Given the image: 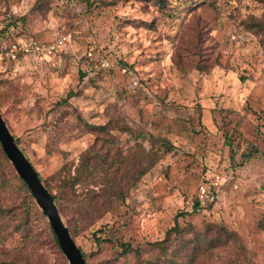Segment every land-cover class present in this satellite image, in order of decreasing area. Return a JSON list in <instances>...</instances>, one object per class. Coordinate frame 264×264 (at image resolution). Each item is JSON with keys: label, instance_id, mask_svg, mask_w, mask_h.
Listing matches in <instances>:
<instances>
[{"label": "rangeland", "instance_id": "rangeland-1", "mask_svg": "<svg viewBox=\"0 0 264 264\" xmlns=\"http://www.w3.org/2000/svg\"><path fill=\"white\" fill-rule=\"evenodd\" d=\"M36 1L0 0V30L10 17L21 18L0 38L4 44L65 38L48 61L0 52V114L36 172L56 190L62 171L73 173L86 151L99 147L76 117L92 126L126 125L143 135L147 149L153 139L171 145L103 215L86 208L88 188H75L71 207L59 214L87 263L136 264L120 254L119 243L143 249L144 260L160 257L149 245L177 222L191 227L185 240L212 224L237 236L238 247L229 241L195 264H264V0H195L177 8L178 0H166L163 9L150 0L103 8L100 2L114 0H89L91 8L82 0H48L43 10ZM111 133L120 140L117 155L130 156L133 137ZM248 153L253 158L246 161ZM3 172L0 264H61L47 219L29 213L30 228L16 225L25 195L16 171L7 166ZM207 172L220 178L218 197L194 211ZM92 173L97 184L89 189L98 191L101 169ZM78 205L89 215H75ZM171 240L169 253L181 247Z\"/></svg>", "mask_w": 264, "mask_h": 264}, {"label": "trees", "instance_id": "trees-1", "mask_svg": "<svg viewBox=\"0 0 264 264\" xmlns=\"http://www.w3.org/2000/svg\"><path fill=\"white\" fill-rule=\"evenodd\" d=\"M48 0H37L35 5L37 9L43 10L46 6V2ZM85 4L91 8L94 3L89 2V0H82ZM156 7L159 9H163L165 7L166 0H150ZM179 4L176 6L180 7L185 4H192L197 1L195 0H178ZM119 2L118 0H114L113 2H100V7H108L114 6L115 3ZM199 4V3H198ZM196 4V5H198ZM175 8V9H176ZM174 9V10H175ZM20 19H15L10 17L8 20V24L3 30H0V38L3 37L6 31L10 29L16 28V21H20ZM256 27L260 28L259 24H254ZM262 25V24H261ZM263 26V25H262ZM234 34H238L234 32ZM243 34V33H239ZM124 65V64H123ZM83 76V75H82ZM71 92L64 99L63 103H67L68 99L71 97ZM78 122H80L84 128L88 131V133H92L95 135L96 143L99 144L98 148L91 146L86 153L82 156L80 163L74 169V172L70 171H62L64 174L60 177L58 181V186L56 190L51 184L49 179H43L35 170L32 162L28 158L27 154L20 146L19 138L15 137L16 145L22 151L24 156L27 158L29 163L32 165L33 169L37 173L41 183L46 188V190L52 196L54 203L60 214L64 215L65 210L63 208L66 205H69V197H71L75 193V188L77 186H84L88 188L87 198H86V208L89 207L95 211H102V215L113 206V204L125 200L127 193L135 187L138 181L145 176L163 157V155L171 150V145L168 141L164 139H153L151 140L150 147L147 149L143 146L141 140L144 139L143 135H139L137 138V134L134 136V132L126 125L116 124V123H107L104 126H92L83 121L81 118L76 117ZM118 131L122 134H126L129 138L133 137L134 146L130 150V156L125 155H117V150L115 149L116 145L120 141L116 136H114L111 132ZM128 138V139H129ZM110 155H113L112 160L109 161ZM253 158L251 153L246 154L245 159L249 161ZM0 177H5L3 172L4 167H11L12 171L15 172L12 164L9 162L7 157L5 156L2 147L0 145ZM99 167L101 169V175L103 177V182L101 184V188L98 191L90 190L89 187L95 186L97 182H93L91 180L93 175L94 167ZM14 179L17 181L19 185V190L24 193L23 200L25 201V212H22L16 219V225L20 227V229L27 230L30 228L35 222L32 220L31 214L40 217L43 221H46L45 215L42 211L37 207L35 200L33 199L30 191L25 186V184L21 181L17 173L14 175ZM4 178L2 179V183L4 182ZM65 200H68V204L65 203ZM74 204V203H73ZM212 204L206 207H199L198 204L194 206V211L198 209H205L210 207ZM92 212V213H93ZM3 214H6L5 211H2ZM75 215L79 217L89 215L88 212L83 211L81 205L75 207L74 211ZM92 215V214H91ZM67 222V221H66ZM70 223H66V227L70 233L74 241V231L69 225ZM261 227L264 229V214L262 216ZM47 230L49 236L50 244L56 249L57 254L60 256L61 264H67V260L64 257L57 239L51 229V226L47 222ZM191 227H181L176 222L175 225L166 232L165 237L161 241L154 242L149 245L150 250H159L161 252V256L157 258H147L143 259V249L133 248L129 243H119L118 246L121 248L120 254L122 256H132L135 259L136 264H195L198 259L203 255L212 254L215 249L221 248L223 245L227 244L229 241H234V245H237V236L234 232L227 230L225 226L222 225H209L206 226L205 233L199 234L194 233L193 238L189 240L184 239V233H190ZM215 231V235H210L212 231ZM204 235V236H203ZM174 236V240L178 241L181 246L178 250L169 253V248L171 244V238ZM102 240L100 238H96L97 245H101ZM75 242V241H74ZM76 244V243H75ZM78 247V246H77ZM80 250L85 263L86 256ZM170 254V255H169ZM182 257V258H181ZM105 264H108L106 262Z\"/></svg>", "mask_w": 264, "mask_h": 264}, {"label": "water", "instance_id": "water-1", "mask_svg": "<svg viewBox=\"0 0 264 264\" xmlns=\"http://www.w3.org/2000/svg\"><path fill=\"white\" fill-rule=\"evenodd\" d=\"M0 145L17 175L28 188L37 206L45 215L68 264H86L80 250L63 223L52 196L43 186L32 165L16 145L15 138L10 133L1 114Z\"/></svg>", "mask_w": 264, "mask_h": 264}, {"label": "built area", "instance_id": "built-area-1", "mask_svg": "<svg viewBox=\"0 0 264 264\" xmlns=\"http://www.w3.org/2000/svg\"><path fill=\"white\" fill-rule=\"evenodd\" d=\"M232 40L236 42H243L242 35L232 36ZM0 52L5 56L16 59L18 56H36L37 58L51 60L55 54L64 47L65 38H55L52 42L40 44L34 40H15L7 45L0 40ZM219 185H221L218 175L207 172L205 182H202L196 192V204L199 207H206L214 204L217 199Z\"/></svg>", "mask_w": 264, "mask_h": 264}]
</instances>
